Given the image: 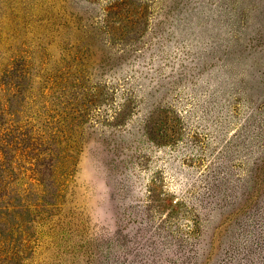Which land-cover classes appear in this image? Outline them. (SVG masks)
Returning a JSON list of instances; mask_svg holds the SVG:
<instances>
[{
  "label": "rangeland",
  "instance_id": "1",
  "mask_svg": "<svg viewBox=\"0 0 264 264\" xmlns=\"http://www.w3.org/2000/svg\"><path fill=\"white\" fill-rule=\"evenodd\" d=\"M0 264H264V0H0Z\"/></svg>",
  "mask_w": 264,
  "mask_h": 264
}]
</instances>
